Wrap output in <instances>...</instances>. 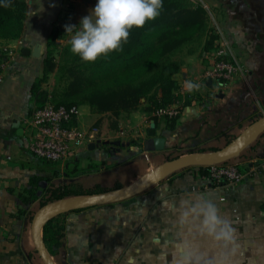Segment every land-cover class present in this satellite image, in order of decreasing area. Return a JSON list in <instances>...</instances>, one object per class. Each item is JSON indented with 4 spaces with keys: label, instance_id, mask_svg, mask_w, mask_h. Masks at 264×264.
<instances>
[{
    "label": "crops",
    "instance_id": "crops-1",
    "mask_svg": "<svg viewBox=\"0 0 264 264\" xmlns=\"http://www.w3.org/2000/svg\"><path fill=\"white\" fill-rule=\"evenodd\" d=\"M190 1L206 10L208 20L201 38L169 58L176 65L173 93L181 116L168 121L148 111L145 101L138 111L117 119L80 106L81 126L86 130L96 127L98 139L114 144L99 150L82 148L75 158L58 165L67 184L81 185L89 192L97 187L115 190L112 184L92 179V172L101 164L104 169L130 175L126 183H117L122 189L166 161L218 152L264 119V0ZM97 2L26 0L23 34L4 45L11 53L5 59V82L0 90V264H44L31 230V217L43 208L41 200L26 206L17 196L18 191L31 187L32 178L52 177L48 166L40 164L28 148L27 121L36 106L32 84L43 76L48 39L55 28H64L66 14H72L71 5L87 16ZM38 44L42 55L35 58L32 52ZM220 51L241 67L242 72L231 82L205 77L214 53ZM186 82L200 87L189 92ZM107 137H115L114 142ZM159 138L164 140L162 150L155 147ZM228 163L247 171V178L233 187L214 188L197 173L179 171L122 203L69 213L65 249L52 260L55 264H126L131 255L136 264H168L164 243L172 233L167 231L169 212L163 201L178 205L181 199L204 194L218 203L226 218L236 222L244 246L242 264H264V171L259 169L264 165V134L250 139ZM76 167L87 176L77 173ZM21 211L26 213L17 218ZM153 236H160V246L152 244Z\"/></svg>",
    "mask_w": 264,
    "mask_h": 264
},
{
    "label": "trees",
    "instance_id": "trees-1",
    "mask_svg": "<svg viewBox=\"0 0 264 264\" xmlns=\"http://www.w3.org/2000/svg\"><path fill=\"white\" fill-rule=\"evenodd\" d=\"M27 13L26 0H0V46L21 38ZM207 20V12L201 5L195 6L190 0H163L160 15L146 22L142 28L131 29L122 51H113L95 62H85L78 57L65 67L63 74L67 85L57 105H87L96 114L110 113L116 119L122 114L138 111L144 101L149 104L147 110L155 113L175 105L178 102L173 93L176 65L169 58L183 46L201 38L206 32ZM63 33L55 28L48 39L49 52L44 60L43 76L33 82L31 89L35 109L47 103L48 92L42 87L55 68L50 49L57 46ZM35 159L40 164H46L52 175L60 176L57 164L37 157ZM78 168L75 171L81 173L82 170ZM199 169L207 173V168ZM177 175L173 174L170 179ZM47 181L49 178H32L31 187L18 193L24 205H32L40 199L39 185ZM119 189L121 185H117L116 190ZM104 192L106 190L100 187L95 192L84 191L81 185L74 183L55 186L46 191L50 200L42 202L41 206ZM25 213L21 211L17 218ZM68 215L54 216L42 228L43 242L51 258L57 257L65 249Z\"/></svg>",
    "mask_w": 264,
    "mask_h": 264
},
{
    "label": "clouds",
    "instance_id": "clouds-1",
    "mask_svg": "<svg viewBox=\"0 0 264 264\" xmlns=\"http://www.w3.org/2000/svg\"><path fill=\"white\" fill-rule=\"evenodd\" d=\"M162 8L163 0H98L78 28L64 26L65 33L72 34L70 50L85 62L122 51L130 30L155 20ZM199 87L186 82L189 92ZM163 206L169 212L167 231L172 233L164 243L168 264H242L244 246L236 222L226 218L214 199L199 194L178 205L164 200ZM152 244L160 246V236H153ZM126 264H136V258L129 255Z\"/></svg>",
    "mask_w": 264,
    "mask_h": 264
},
{
    "label": "built area",
    "instance_id": "built-area-1",
    "mask_svg": "<svg viewBox=\"0 0 264 264\" xmlns=\"http://www.w3.org/2000/svg\"><path fill=\"white\" fill-rule=\"evenodd\" d=\"M10 48L0 46V90L5 82V59L10 55ZM241 71L236 62L227 59L220 51L212 58L205 77L208 80L231 82ZM159 117L167 120L177 119L182 114L180 106L160 109ZM80 107L59 106L51 102L35 109L27 121V143L30 152L37 158L65 164L75 158L82 148L96 142L99 130L92 127L84 129L80 124ZM264 171V165L259 166ZM197 177L205 184L218 189L233 187L247 178V171L239 165H214L207 168L204 174L197 169Z\"/></svg>",
    "mask_w": 264,
    "mask_h": 264
},
{
    "label": "water",
    "instance_id": "water-1",
    "mask_svg": "<svg viewBox=\"0 0 264 264\" xmlns=\"http://www.w3.org/2000/svg\"><path fill=\"white\" fill-rule=\"evenodd\" d=\"M87 2V1H86ZM42 55V46L38 44L32 52V56L40 58ZM264 134V119L252 124L237 136L230 144L222 150L211 154H192L166 161L151 172H148L139 178L133 184L119 190H111L104 193L77 196L73 198L56 201L45 205L39 210L32 220V238L35 249L44 264H55L50 257L42 238V228L45 223L57 215L69 214L72 212L83 211L95 207L107 206L122 203L138 195L145 193L161 179L171 176L179 171L191 168H208L214 165H221L232 161L244 149L246 143L255 137ZM157 150L164 148V140L159 138L155 141ZM114 143L105 142L104 145H113ZM92 149V146H90Z\"/></svg>",
    "mask_w": 264,
    "mask_h": 264
},
{
    "label": "rangeland",
    "instance_id": "rangeland-1",
    "mask_svg": "<svg viewBox=\"0 0 264 264\" xmlns=\"http://www.w3.org/2000/svg\"><path fill=\"white\" fill-rule=\"evenodd\" d=\"M193 2H195V1H193ZM70 11L72 12L73 15L72 14H66L67 18L65 19L66 23L64 24V26L65 25H75L78 28L80 25L81 17H83L84 14H86V12L81 11L78 13L76 7L73 4L71 5ZM76 15H77V17H80V18H76V17L74 18V16H76ZM57 28H59L60 30H62L64 32L63 38H61L60 40L57 41L56 47H53L50 49L52 52L51 56L54 60L55 68H54V71L47 76V78L44 81L43 87H42L43 90L48 92L47 103L51 102V103L56 104V105H57L60 97L63 95L64 89L67 85V81H66L64 74H63L64 68L67 67L68 65L72 64L79 57L78 55H74L70 50L71 49L70 39H71L72 34L65 33V27L64 28L57 27ZM48 52H49V50L46 49V52H44V56H43L44 60L46 59ZM217 53H214L213 58L216 57ZM114 138L113 137H107V140L114 142ZM104 142H106L105 138L104 139L100 138L96 142L91 144L90 146H92V150H94L95 148H98V150L100 148H108L109 146H104ZM109 154H111V152H109ZM55 164L60 165V163H55ZM230 164L231 163L227 162V163H224L222 165H230ZM85 166H90V165H85ZM98 166H96L97 171H95V170H93V171H95L97 174L102 173V172H106V173H104L102 175H97L96 173L92 172V179L95 180L97 183L112 184V186H115L114 187L115 190H116L117 185H119V184H117L119 181L122 180L124 183H126V181L130 178V175L128 173H123L120 170L113 171L112 169L107 168V167H106V169H104V168H102L101 164H98ZM194 168L195 167H191V168L182 170L181 172L188 173L191 171L192 173H197V170H195ZM78 169H80V168H78ZM94 169H96V168H94ZM101 169L104 171H101ZM62 171H63V168L60 167V169H59L60 176L59 177L58 176L56 177L55 175L51 174L50 176H52V177L49 178V181L43 182V185L40 184L41 186L39 185L40 190L38 192H39V196H40L39 200H41V203L42 202L45 203L48 200H50L49 195L46 193V191L49 190L51 187H55L58 184H59V186H63V185L67 184L66 182H68V180H63ZM85 172L82 170L80 174L83 176H87L85 174ZM107 172H109V173H107ZM175 174H177V173H175ZM51 181L52 182L54 181L55 184L52 185ZM84 182H86L87 184L90 183L87 180H84ZM84 182H83V184H84ZM98 188L99 187H97L96 189L91 190V191L95 192L98 190ZM23 189H29V188H23ZM20 191L17 192V196H18V193ZM33 217H31L32 218L31 221L33 220Z\"/></svg>",
    "mask_w": 264,
    "mask_h": 264
}]
</instances>
